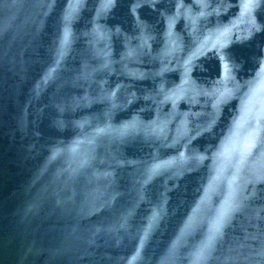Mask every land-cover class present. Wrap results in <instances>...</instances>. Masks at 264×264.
I'll list each match as a JSON object with an SVG mask.
<instances>
[{
	"label": "water",
	"instance_id": "95a60500",
	"mask_svg": "<svg viewBox=\"0 0 264 264\" xmlns=\"http://www.w3.org/2000/svg\"><path fill=\"white\" fill-rule=\"evenodd\" d=\"M0 264H264V0H0Z\"/></svg>",
	"mask_w": 264,
	"mask_h": 264
}]
</instances>
